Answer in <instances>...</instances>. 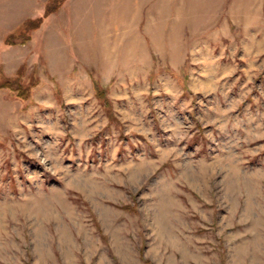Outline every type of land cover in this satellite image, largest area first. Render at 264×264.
Returning a JSON list of instances; mask_svg holds the SVG:
<instances>
[{
	"label": "rangeland",
	"instance_id": "obj_1",
	"mask_svg": "<svg viewBox=\"0 0 264 264\" xmlns=\"http://www.w3.org/2000/svg\"><path fill=\"white\" fill-rule=\"evenodd\" d=\"M0 264H264V0H0Z\"/></svg>",
	"mask_w": 264,
	"mask_h": 264
},
{
	"label": "trees",
	"instance_id": "obj_2",
	"mask_svg": "<svg viewBox=\"0 0 264 264\" xmlns=\"http://www.w3.org/2000/svg\"><path fill=\"white\" fill-rule=\"evenodd\" d=\"M4 85H8V83L7 82L2 83V86H4Z\"/></svg>",
	"mask_w": 264,
	"mask_h": 264
},
{
	"label": "bare ground",
	"instance_id": "obj_3",
	"mask_svg": "<svg viewBox=\"0 0 264 264\" xmlns=\"http://www.w3.org/2000/svg\"><path fill=\"white\" fill-rule=\"evenodd\" d=\"M140 2V1H139Z\"/></svg>",
	"mask_w": 264,
	"mask_h": 264
}]
</instances>
